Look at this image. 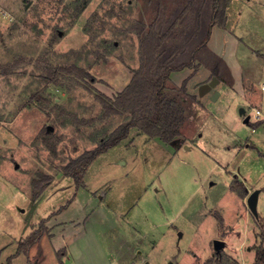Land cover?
<instances>
[{
    "label": "rangeland",
    "instance_id": "rangeland-1",
    "mask_svg": "<svg viewBox=\"0 0 264 264\" xmlns=\"http://www.w3.org/2000/svg\"><path fill=\"white\" fill-rule=\"evenodd\" d=\"M149 2L0 0V63L18 56L74 63L93 78L92 90L69 76L45 81L32 63L0 75V263L43 220L45 226L46 218L26 228L21 212L29 208L31 179L43 173L51 180L29 222L75 193L57 221L86 222L85 229L74 237L81 224L68 227L66 234L74 233L67 245L42 236L10 264H90L92 258L105 264L101 255L109 257L108 249L128 233L143 254L122 264H208L216 239L225 243L226 264H256L255 251L264 247V0H230L225 27H212L207 47L222 62L214 87L220 96L212 99L214 88L198 91L213 76L208 66L169 75L170 88L186 82L182 136L146 141L132 129L130 145L125 138L94 158L83 186L63 175L70 159L127 118L98 119L103 109L95 91L111 97L129 81L138 65V37L130 26L147 19ZM234 178L246 190H260L258 216L230 190ZM56 245L66 246L63 258Z\"/></svg>",
    "mask_w": 264,
    "mask_h": 264
},
{
    "label": "trees",
    "instance_id": "trees-1",
    "mask_svg": "<svg viewBox=\"0 0 264 264\" xmlns=\"http://www.w3.org/2000/svg\"><path fill=\"white\" fill-rule=\"evenodd\" d=\"M229 3L230 0H150L151 12L147 19H139L130 26L138 37V65L131 70L129 81L111 97L95 91V98L103 109L98 119L115 114H126L127 118L101 138L95 147L70 159L63 167V175L71 177L76 188L84 185L85 171L94 158L124 140L132 129L166 143L182 136L186 118L182 97L186 92V82L183 81L180 87L170 88L169 75L188 67L197 70L204 65L208 66L212 75L220 76L221 59L207 47V42L214 25L225 27ZM30 63L41 70L45 81H57L60 77L69 76L92 90L88 84V79H93L91 74L74 63L53 64L47 59L32 60L18 56L0 63V75H10ZM33 96L37 100L41 98L37 93ZM92 121L93 118L78 122ZM50 180V176L43 173L31 179L33 200L43 193ZM230 189L241 196L247 194L243 183L235 178ZM46 230L43 220L18 242L16 252L0 264H10L16 255L27 253ZM224 255L222 251L215 252L207 263L226 264ZM263 261L264 247L257 248L255 263L262 264Z\"/></svg>",
    "mask_w": 264,
    "mask_h": 264
},
{
    "label": "crops",
    "instance_id": "crops-1",
    "mask_svg": "<svg viewBox=\"0 0 264 264\" xmlns=\"http://www.w3.org/2000/svg\"><path fill=\"white\" fill-rule=\"evenodd\" d=\"M262 84H264V83H262ZM216 88H214V90H215ZM213 91V90H212ZM219 91V90H218ZM218 96H220V92H219V95ZM217 96V97H218ZM244 109V108H243ZM245 110V109H244ZM241 114V113H240ZM241 115H243V114H241ZM242 117H244V116H242ZM242 123H244L243 122V119H242V121H241ZM247 123H249V121L247 122ZM247 123H244V124H247ZM135 131H137L136 129H134ZM252 130H254V128H252ZM138 132V133H137ZM136 133L137 134H135V136H140L141 135V133L139 132V131H137ZM132 134H131V131H130V133H129V135L126 137V138H129V140H125L126 141V143L127 144H125V146L127 147L128 145H130V143L132 142V140H134V138L131 136ZM132 137V138H131ZM144 137H146L147 138V140L146 141H148V140H153V139H157V138H149L148 136H144ZM130 142V143H129ZM231 190V189H230ZM255 190H258V195H259V193H260V190L259 189H255ZM254 190L252 189V188H250V189H248L247 190V192H248V194L245 196V197H241L240 195H238V196H240V198L242 199V200H246L247 201V197L249 196V194L251 193V192H253ZM29 193H30V191H29ZM93 193V192H92ZM97 193H98V191H96V192H94V196L96 197V195H97ZM74 195H75V193H74ZM74 195H73V197H71L68 201H67V203L66 204H64L65 206L64 207H62V208H59V209H54V211L52 210V212H50L49 214H48V216H45V215H43V216H41L40 214H37V219L38 220H36V222H29V224L30 223H33V224H37L40 220H42V219H45L46 218V222H45V226H46V228H47V230H46V233L43 235V236H46V237H48V239L52 242V239H54V238H57V239H59L60 240V242H62L63 244H66L67 245V243L68 242H71L72 241V237H70L71 236V233H74V231L72 232L71 230L72 229H70V231H71V233H69V234H66V232L69 230V228L68 227H71V226H78L79 224H81V227H78L77 228V230H78V233L76 234V232H75V234L73 235L74 237H79V235L78 234H80V230H84L85 229V224H86V222H67L66 220H64V221H60V222H58L57 221V218H59V216H60V214L61 213H64L65 211H68V209H69V207H70V205L72 204V202H75L77 199L74 197ZM105 195H106V188H105V190H104V194H103V196L101 197V200H103V198L105 197ZM40 197V196H39ZM38 197V198H39ZM28 205H29V208L31 207V204L34 202V200L31 198V197H29V199H28ZM257 201H258V196H257ZM38 205V204H37ZM37 205L35 206V208H34V210H33V213L35 212V210H36V208H37ZM61 206H63V205H60L59 207H61ZM29 208L28 209H26L25 207L24 208H22L21 209V212L23 213V215H26V213H27V211L29 210ZM256 208H257V203H256ZM127 211V210H126ZM82 212V211H81ZM85 212H87L86 210H85ZM33 213H32V215H33ZM83 213V212H82ZM122 214V213H121ZM121 214H119V216L121 215ZM32 215H31V217H32ZM123 215H125V213L123 214ZM256 216H258V214L257 215H255V217ZM86 217V216H85ZM24 218H25V216H24ZM53 221V222H52ZM24 223V222H23ZM25 225V224H24ZM28 227V226H27ZM26 227V228H27ZM31 228V227H30ZM31 230V229H30ZM25 234V233H24ZM129 234V233H128ZM128 234H126V236L124 235V237L123 238H121L120 240L119 239H117L116 241V245H115V247L113 248V250H109L108 249V254H111V255H109V257L107 256L106 257V254H105V256L104 255H101L102 257H104V258H106L105 259V264H122V262H123V260L124 259H128V257H130L129 259L131 260L133 257H135L136 256V254H137V256H141L142 254H143V251L139 248V249H135L133 246H131V243L132 242H129L130 240H131V235L129 234V239H128ZM67 235V236H66ZM66 237H69L68 239H66ZM133 237H136V236H133ZM140 241V240H139ZM59 242V241H58ZM134 243V242H133ZM132 243V244H133ZM62 250H64L63 251V253L61 254V255H63L62 256V258L66 255V246L64 245V247L63 246H58V245H56L55 247H53V251H55V252H61ZM131 250H133V252H134V254L132 255L131 254ZM131 254V255H130ZM130 255V256H129ZM116 256H118L119 258H118V262L115 260V258H116ZM111 258V259H110ZM88 262H89V260L87 261V262H85V263H83V264H88ZM90 264H101V262H100V260H98L97 258H92L91 259V262H90ZM133 264V263H132Z\"/></svg>",
    "mask_w": 264,
    "mask_h": 264
},
{
    "label": "water",
    "instance_id": "water-1",
    "mask_svg": "<svg viewBox=\"0 0 264 264\" xmlns=\"http://www.w3.org/2000/svg\"><path fill=\"white\" fill-rule=\"evenodd\" d=\"M218 83H219V79L215 75H213L209 81L203 82L199 86L198 91L200 94H203L204 92L211 90V88H214ZM218 95H219V92L217 90H214L212 93V99H215ZM243 112H244V109L240 108V113L243 114ZM248 121H249V116L248 115L244 116L243 122L247 123ZM257 196H258V190H254L247 197V204L255 215H257V210H256ZM36 204H37V200H34V202L31 204V207L29 208V210L27 211L25 215V227H27L29 224L31 215L33 213V210ZM224 246H225V243L222 240H218V239L214 240L215 252L221 251L224 248Z\"/></svg>",
    "mask_w": 264,
    "mask_h": 264
},
{
    "label": "built area",
    "instance_id": "built-area-1",
    "mask_svg": "<svg viewBox=\"0 0 264 264\" xmlns=\"http://www.w3.org/2000/svg\"><path fill=\"white\" fill-rule=\"evenodd\" d=\"M255 112H256V118H258L260 116L261 112L259 110H256Z\"/></svg>",
    "mask_w": 264,
    "mask_h": 264
}]
</instances>
